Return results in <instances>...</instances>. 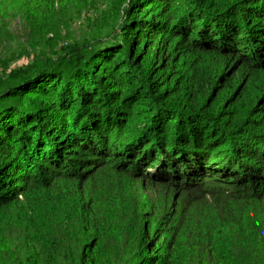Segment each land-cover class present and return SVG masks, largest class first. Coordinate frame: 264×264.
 <instances>
[{"label": "trees", "instance_id": "trees-1", "mask_svg": "<svg viewBox=\"0 0 264 264\" xmlns=\"http://www.w3.org/2000/svg\"><path fill=\"white\" fill-rule=\"evenodd\" d=\"M80 5L109 39L0 56V227L30 264H264V0Z\"/></svg>", "mask_w": 264, "mask_h": 264}, {"label": "rangeland", "instance_id": "rangeland-1", "mask_svg": "<svg viewBox=\"0 0 264 264\" xmlns=\"http://www.w3.org/2000/svg\"><path fill=\"white\" fill-rule=\"evenodd\" d=\"M26 1L28 0H0V7L4 6V9L6 8L5 5L1 3H7L17 8H14L15 11L11 10L9 17L3 20L7 22V28L3 31L0 30V56L15 57L13 61L9 62V68L27 65L28 63L41 66L43 61L41 54L43 53H37V51H34L31 43H33L34 40L41 39L39 35H45V37L49 39L53 38L54 36L52 35H55V30L64 34L62 35L65 40L63 42L79 41L81 44H84L85 42H88L89 44V42L93 43V41L101 38L103 40L110 38L109 35H101L99 36L100 38L97 37L98 35H92L95 14L92 11L86 13V10H81L80 0H54L53 3H55V6L57 7L54 10V13L60 15L63 22L60 23V25H55L58 28H54L51 24H46V22H44V30H40L39 32H36L38 34H35L34 30L37 28H33V33H30V28H28L26 21L23 18V14L18 10V7L22 6ZM40 1L42 0H33L32 3L29 2L28 6L33 7V3H38ZM42 4L43 2L40 3V5ZM33 9L30 7L31 11H33ZM1 16H4V12H2ZM5 35L9 36L6 38ZM97 180L106 184L108 187H111L115 182L113 178H110L106 174H102L100 177L98 176ZM30 253H33V251H31L28 244H24L22 238L20 235H17L15 230L13 231L9 226L4 228L2 225L0 227V264H30L26 259V255ZM61 264L69 263L66 262Z\"/></svg>", "mask_w": 264, "mask_h": 264}]
</instances>
